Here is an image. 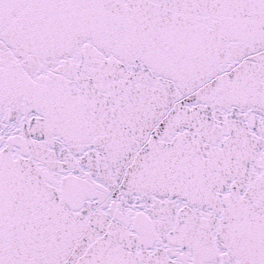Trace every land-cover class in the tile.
<instances>
[{
    "label": "snow or ice",
    "instance_id": "1",
    "mask_svg": "<svg viewBox=\"0 0 264 264\" xmlns=\"http://www.w3.org/2000/svg\"><path fill=\"white\" fill-rule=\"evenodd\" d=\"M0 264H264V0H0Z\"/></svg>",
    "mask_w": 264,
    "mask_h": 264
}]
</instances>
